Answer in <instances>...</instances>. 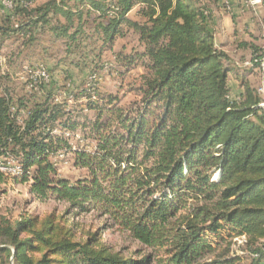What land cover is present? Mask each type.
Listing matches in <instances>:
<instances>
[{
    "label": "trees",
    "instance_id": "obj_1",
    "mask_svg": "<svg viewBox=\"0 0 264 264\" xmlns=\"http://www.w3.org/2000/svg\"><path fill=\"white\" fill-rule=\"evenodd\" d=\"M11 1L13 9L0 13V51L15 35L32 45L40 31L63 40L74 60L100 40V57L129 28L142 48L124 54V64L144 72L135 113L113 93L79 87L76 99L88 98L92 116H75L55 100L46 66L29 72V80L39 67L49 75L29 96H16L12 76L0 73V157L13 156L21 167L13 180L29 183L37 199L69 205L19 219L0 213V264H244L231 254L238 237L250 264H264V99L246 80L231 99V58L215 43L204 0ZM240 45L256 53L260 67L264 50ZM55 128L81 129L95 142L91 152L75 151L74 165L87 174L73 182L51 158L73 150ZM94 211L147 252L128 257L97 232L81 237L75 218Z\"/></svg>",
    "mask_w": 264,
    "mask_h": 264
},
{
    "label": "rangeland",
    "instance_id": "obj_2",
    "mask_svg": "<svg viewBox=\"0 0 264 264\" xmlns=\"http://www.w3.org/2000/svg\"><path fill=\"white\" fill-rule=\"evenodd\" d=\"M46 1L36 0L31 5H39ZM204 3L211 10L209 27L214 33L215 43L217 42V45L231 58L228 63L233 68L229 73L231 99H238L243 92L242 80L248 81L264 99L262 90L264 59L260 67H255L256 53L253 54L252 49L240 45L241 42H247L264 50V0H254L253 3L247 0H219L218 2L204 0ZM11 9H13L11 0H0V13ZM138 10L139 7L133 9L130 17L138 19ZM26 40L27 37L15 35L6 41L0 51V73H8L12 76L11 85L16 96L32 95L34 89L29 88L25 80L29 72L40 65L46 66L52 80L56 81V86L54 85L53 88L55 100L65 103L67 109L72 110L75 116L81 112L93 115V112L86 107L89 100L85 95L76 99L79 87L95 86L100 92L113 93L118 97L116 104L133 113L135 108L141 106L137 87L144 68L140 64H131L126 67L123 60L124 54H131L142 48L137 34L132 29L125 28L124 34L116 39L113 47H105L100 57H95V54L101 46V41L92 39L86 42L89 55L83 59H80L78 55L75 60L73 59L75 56L66 51V43L61 39L56 40L48 32L38 31L37 40L32 45L24 44ZM92 48L97 49L96 52ZM76 62L80 65L77 66ZM67 73L70 74L71 79L66 78ZM91 94L93 100L97 99L94 90ZM54 132L62 134L64 131L55 128ZM64 134L73 145V150L71 152L62 150L51 158L59 174L73 182L87 174L85 169L74 165L75 151L91 152L95 142L85 138L81 129L66 130ZM0 162H7V164L9 162L14 166L16 161L9 155L1 156ZM7 170L8 173L3 171L5 178L0 181L1 214L12 219H19L24 215L43 216L52 211L62 213L69 206L68 203L55 199H37L30 191L29 183L15 182L14 174L11 170ZM75 220L81 237L86 238L89 233L97 232L101 242L113 250L123 251L128 257L138 256L137 251L146 253L148 250L144 244L132 238L128 232L121 230L111 219L95 211L79 215ZM231 254L241 256L244 264H250L252 261V254L246 250L243 237L235 238Z\"/></svg>",
    "mask_w": 264,
    "mask_h": 264
},
{
    "label": "built area",
    "instance_id": "obj_3",
    "mask_svg": "<svg viewBox=\"0 0 264 264\" xmlns=\"http://www.w3.org/2000/svg\"><path fill=\"white\" fill-rule=\"evenodd\" d=\"M251 3L254 2V0H247ZM40 78H43L45 81H48L49 80V75L46 71V69L44 67H39L36 71H34L31 75H30V79H28V75H27V79L25 80L26 83L28 84V87L29 88H32V89H37L38 88V85H37V82ZM11 170L12 171V174H16V173H19L21 172V167L20 165H14L12 166V164H10L8 162L7 165L3 164L2 162H0V170L1 171H6V173H8V170Z\"/></svg>",
    "mask_w": 264,
    "mask_h": 264
},
{
    "label": "water",
    "instance_id": "obj_4",
    "mask_svg": "<svg viewBox=\"0 0 264 264\" xmlns=\"http://www.w3.org/2000/svg\"><path fill=\"white\" fill-rule=\"evenodd\" d=\"M263 69H264V63H263ZM263 84H264V79H263ZM260 106H264V103H261Z\"/></svg>",
    "mask_w": 264,
    "mask_h": 264
},
{
    "label": "bare ground",
    "instance_id": "obj_5",
    "mask_svg": "<svg viewBox=\"0 0 264 264\" xmlns=\"http://www.w3.org/2000/svg\"><path fill=\"white\" fill-rule=\"evenodd\" d=\"M263 86H264V84H263ZM262 90H263V93H264V88Z\"/></svg>",
    "mask_w": 264,
    "mask_h": 264
},
{
    "label": "crops",
    "instance_id": "obj_6",
    "mask_svg": "<svg viewBox=\"0 0 264 264\" xmlns=\"http://www.w3.org/2000/svg\"><path fill=\"white\" fill-rule=\"evenodd\" d=\"M216 44H217V42H216Z\"/></svg>",
    "mask_w": 264,
    "mask_h": 264
}]
</instances>
